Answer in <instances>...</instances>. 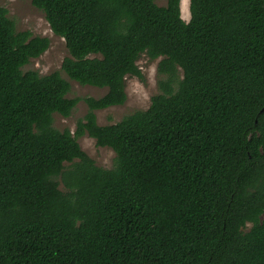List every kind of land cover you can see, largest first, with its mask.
Returning <instances> with one entry per match:
<instances>
[{"label": "trees", "instance_id": "1", "mask_svg": "<svg viewBox=\"0 0 264 264\" xmlns=\"http://www.w3.org/2000/svg\"><path fill=\"white\" fill-rule=\"evenodd\" d=\"M181 3L32 0L69 51L45 76L23 69L50 40L0 7V264H264V0H190L189 22ZM143 56L159 93L99 125ZM62 72L107 93L69 98Z\"/></svg>", "mask_w": 264, "mask_h": 264}, {"label": "rangeland", "instance_id": "2", "mask_svg": "<svg viewBox=\"0 0 264 264\" xmlns=\"http://www.w3.org/2000/svg\"><path fill=\"white\" fill-rule=\"evenodd\" d=\"M158 6H166L167 0H155ZM0 7L8 10V17L15 22L18 32L28 31L33 37H43L50 40L49 49L38 59H32L23 69L24 71H37L45 76L54 72H61L63 61L69 56L65 40L55 35L48 24L44 13L35 8L32 0H0ZM182 18L189 22L190 0H182ZM158 62L150 61L143 56L138 65L140 66L144 79H128L126 83L127 101L122 106L110 107L105 110L96 111L99 125L106 126L120 122L125 116L136 111L147 110L151 104V98L159 93ZM62 76L69 81L71 91L69 98H100L107 93V89L81 85L73 81L62 72ZM88 112V106L81 101L72 115L68 118L59 114L54 115V127L60 131L69 129L72 133L77 130L78 121L83 119ZM82 149L95 160L96 164L105 169L113 168L115 164V152L111 148L98 147L96 141L87 133L78 139ZM63 188V186H61Z\"/></svg>", "mask_w": 264, "mask_h": 264}]
</instances>
